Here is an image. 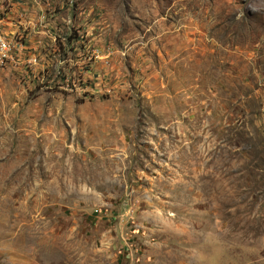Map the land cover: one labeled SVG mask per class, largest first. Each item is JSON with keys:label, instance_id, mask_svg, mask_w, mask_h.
<instances>
[{"label": "rangeland", "instance_id": "rangeland-1", "mask_svg": "<svg viewBox=\"0 0 264 264\" xmlns=\"http://www.w3.org/2000/svg\"><path fill=\"white\" fill-rule=\"evenodd\" d=\"M38 2L0 64V264H264V0Z\"/></svg>", "mask_w": 264, "mask_h": 264}, {"label": "crops", "instance_id": "crops-1", "mask_svg": "<svg viewBox=\"0 0 264 264\" xmlns=\"http://www.w3.org/2000/svg\"><path fill=\"white\" fill-rule=\"evenodd\" d=\"M39 0H8V11L4 18L0 21V32L7 38L12 39L10 34H19L20 30L29 28L32 31L33 27L36 28V22L38 21L39 11L42 9V5ZM27 44L24 43L23 47L21 44L18 53L23 49L29 51L28 53L34 51L36 46L33 38L30 36V32L26 35ZM10 39V40H11ZM29 43V45H28Z\"/></svg>", "mask_w": 264, "mask_h": 264}, {"label": "built area", "instance_id": "built-area-1", "mask_svg": "<svg viewBox=\"0 0 264 264\" xmlns=\"http://www.w3.org/2000/svg\"><path fill=\"white\" fill-rule=\"evenodd\" d=\"M19 47L16 41L7 39L0 32V64L9 66L15 65L18 60L17 53Z\"/></svg>", "mask_w": 264, "mask_h": 264}]
</instances>
